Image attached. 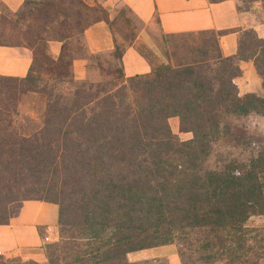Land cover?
I'll return each instance as SVG.
<instances>
[{"label": "trees", "instance_id": "16d2710c", "mask_svg": "<svg viewBox=\"0 0 264 264\" xmlns=\"http://www.w3.org/2000/svg\"><path fill=\"white\" fill-rule=\"evenodd\" d=\"M192 33L209 34L196 47L200 58L160 63L129 77L122 75V51L114 45L122 78L115 91L101 82H73L68 98L50 100L42 125L29 136L10 129L8 106L0 104L3 203L31 193L23 199L57 205V225L70 205L89 237L112 227L114 240L110 236L101 245L121 256L110 264H120L126 252L170 243L175 232L206 230L232 238L248 217L264 215V148L246 162L230 159L218 169L203 167L227 116L264 115V95L240 96L233 81L238 60L250 57L264 90L257 63L264 44L245 30L236 55L223 57L219 33ZM244 37L255 48L250 54L243 51ZM172 116L178 118L179 131L191 133L189 139L180 141L170 132L167 119ZM13 214L0 213V223ZM50 247L47 264H78L67 254L60 261L52 258ZM177 256L186 264L180 251Z\"/></svg>", "mask_w": 264, "mask_h": 264}, {"label": "rangeland", "instance_id": "374dc122", "mask_svg": "<svg viewBox=\"0 0 264 264\" xmlns=\"http://www.w3.org/2000/svg\"><path fill=\"white\" fill-rule=\"evenodd\" d=\"M249 1L238 0V8H246ZM107 18V12L95 0H25L14 13L0 10V44L25 47L32 53L28 78L20 80L0 76V104L8 106L7 118L13 132L24 136L36 133L49 112L47 104L57 95L68 98L74 89L73 82H101L109 92L115 91L122 78L118 73L119 64L113 57V51L109 54H87L83 48L81 33L95 20H106L113 34L114 45L118 52H121L124 46L131 42L140 23L124 7L115 9L113 19ZM208 35H165L156 32L154 37L162 62L144 45L137 44L136 48L153 66L166 62L175 65L200 58L196 47L201 45L203 37ZM244 39L246 47L243 51L250 54L255 48L250 39ZM49 41L60 43V52L55 60L47 53ZM75 57H84L87 60L89 71L85 79L75 78L72 72L70 63ZM257 57L260 70L264 73V57ZM258 120L254 115L227 116L220 129V136L213 142L203 167L218 169L230 159L246 162L261 151L264 148V125ZM167 124L178 140L184 141L187 140L186 136L191 137L190 132L179 131L177 117H169ZM54 174L61 173L56 171ZM4 191L6 190L0 192V213L16 212L23 198L33 196L31 193H25L19 195L17 200L4 204ZM64 197L66 201L70 199L68 195ZM85 227L79 213L68 205L62 223L56 227L55 239L44 246L45 255L47 245H50L51 257L59 261L63 254H67V259L75 256L78 264L115 262L120 255L119 251L101 245L102 241L111 236L112 227L106 228L97 237H89V231ZM218 235L213 236L206 230L193 229L172 233L169 239L171 238L170 244L175 247L177 255L181 252L186 264H264V215L248 217L243 223L242 231L232 238ZM114 238V235L111 236L110 242ZM229 247L236 250L229 252ZM163 263V260L128 261L125 254L120 258V264ZM0 264L33 262H22L11 257L8 260H0Z\"/></svg>", "mask_w": 264, "mask_h": 264}, {"label": "crops", "instance_id": "0c3cea01", "mask_svg": "<svg viewBox=\"0 0 264 264\" xmlns=\"http://www.w3.org/2000/svg\"><path fill=\"white\" fill-rule=\"evenodd\" d=\"M107 12V19L115 16L117 7H124L140 23L131 42L124 46L121 56V72L124 77L146 74L152 63L136 48L144 45L162 62L154 34L192 33L212 31L221 56L236 55L242 31L251 30L255 38L264 44V0H250L248 6L239 9L238 0H95ZM24 0H0V10L14 13ZM83 48L87 54H109L113 50V34L106 20L92 22L81 33ZM60 43L49 41L47 53L55 60ZM32 53L21 46L0 44V76L22 78L29 70ZM71 69L78 79L88 75L87 60L75 57ZM239 74L233 79L238 95H264L261 78L252 58L238 60ZM254 115L264 125V115ZM264 130V128H263ZM187 133V132H185ZM189 139V136H186ZM57 227V205L38 199L22 200L15 214L0 223V260L11 257L22 262L43 264L45 248L53 242ZM127 260H163V264H181L175 247L160 244L125 253Z\"/></svg>", "mask_w": 264, "mask_h": 264}]
</instances>
